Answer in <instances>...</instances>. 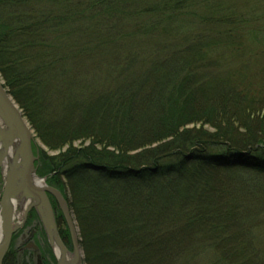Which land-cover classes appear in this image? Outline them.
I'll return each mask as SVG.
<instances>
[{
    "label": "trees",
    "instance_id": "1",
    "mask_svg": "<svg viewBox=\"0 0 264 264\" xmlns=\"http://www.w3.org/2000/svg\"><path fill=\"white\" fill-rule=\"evenodd\" d=\"M0 78L86 264H264V0H0Z\"/></svg>",
    "mask_w": 264,
    "mask_h": 264
},
{
    "label": "rangeland",
    "instance_id": "2",
    "mask_svg": "<svg viewBox=\"0 0 264 264\" xmlns=\"http://www.w3.org/2000/svg\"><path fill=\"white\" fill-rule=\"evenodd\" d=\"M258 125H259L258 131H260L261 133H264V126L260 128L262 123ZM193 127L197 128L198 125H188L186 128H193ZM203 128L209 129V127H203ZM33 134H34V131H33ZM85 144H87L86 141H74L72 143V146L78 147L80 145H85ZM65 148L61 149L60 151L49 150L34 135V140L32 143V152H33L34 157H36V159L33 162V168H34L33 174L36 175L37 178L39 179H44L43 183L45 186H51L53 188H56L55 186L47 184L46 176H39L37 174L36 163L39 161V155H40L39 149L43 151L46 155H55L61 151L63 152ZM214 181H216L217 184H222L221 185L222 187L263 184L264 183V171H259V170L251 171L249 169H242V168L228 170L227 172L221 171L216 174ZM3 184H4V180L0 177V197H1L2 189H3ZM47 196H48L51 209L53 212L57 235L59 236V239L61 240V242L66 244V246L68 247V248L65 247L67 251L70 253H74L75 251L73 248V242H72L66 221L63 217V214L56 200L49 194ZM64 200L67 204V207L69 209V212L71 214V217L73 219L74 226L76 229V235L78 239L77 243H78V246L81 252V264H86L83 259V251L79 244L80 231H79L78 222L74 215L75 213L73 209H71L68 206L67 200L65 198ZM20 211H21V207L19 206L16 209V212L19 213ZM23 214H24V211L22 212V215H21V223L19 224V227L12 235L9 248L4 255V258L9 251L13 250L12 254L14 253L15 256H10V258L8 259H12L14 264H57L58 259L57 257H55L53 253L51 242L49 241V238L46 234L45 224H43V221L39 215L38 210L32 207L27 212H25L24 215ZM32 214H34L35 217H32ZM59 214H61V216ZM17 220L18 219L15 217L14 224L18 223ZM27 244H33L34 246H38V249H33L32 247H26Z\"/></svg>",
    "mask_w": 264,
    "mask_h": 264
},
{
    "label": "water",
    "instance_id": "3",
    "mask_svg": "<svg viewBox=\"0 0 264 264\" xmlns=\"http://www.w3.org/2000/svg\"><path fill=\"white\" fill-rule=\"evenodd\" d=\"M0 113L6 120H8L10 117L14 119L19 130L20 140L23 144V154L27 157L24 169L11 173L3 184L0 197V229L2 232V240L0 241V264H2L4 255L9 248L12 235L19 227V225L13 223V213L8 206L13 200L19 197L24 199H32L35 193H38L39 189L33 186L30 182V173H34L33 162L36 159L32 152V143L34 140L33 130L31 129L18 104L13 100L11 95L8 93V90L4 87L1 78ZM5 137L6 134L0 131V143ZM14 154H17V150H15ZM41 180L44 181V179ZM48 194L56 200L69 229L74 251L79 254L81 259V252L77 243L78 239L76 235V229L63 195L56 188L45 186L40 190V194L38 196V198L40 197L41 200L40 206H42L44 210V218L40 213L39 215L43 221V224H45L46 234L49 238V241L51 242V238L53 237L58 246L64 251H67L59 239V236L57 235L53 212L47 196ZM33 208L38 210V206H34ZM57 264H62V262L58 260Z\"/></svg>",
    "mask_w": 264,
    "mask_h": 264
},
{
    "label": "bare ground",
    "instance_id": "4",
    "mask_svg": "<svg viewBox=\"0 0 264 264\" xmlns=\"http://www.w3.org/2000/svg\"><path fill=\"white\" fill-rule=\"evenodd\" d=\"M0 131L6 134V137L0 143V177L5 181L11 173L24 169L27 157L23 154V144L20 140L19 130L12 117L6 120L0 113ZM15 150H17L16 155L14 154ZM30 182L33 186L39 189L38 193L36 192L32 199L19 197L13 200L8 206L12 213L15 214L13 215V223L15 217L18 219L17 225L21 223L22 212L24 211L25 214V212L34 206H38L39 213L44 218V210L42 206H40L41 200L38 196L40 190L43 189L45 185L43 180L37 178L32 172L30 173ZM19 206L21 207V211L17 213L16 209ZM1 240L2 232L0 229V241ZM51 246L57 259L60 260L62 264H81V259L78 253L64 251L58 246L53 237L51 238Z\"/></svg>",
    "mask_w": 264,
    "mask_h": 264
},
{
    "label": "flooded vegetation",
    "instance_id": "5",
    "mask_svg": "<svg viewBox=\"0 0 264 264\" xmlns=\"http://www.w3.org/2000/svg\"><path fill=\"white\" fill-rule=\"evenodd\" d=\"M62 243H63V242H62ZM63 245H64V247L68 248V247L66 246V244L63 243ZM26 247H32L33 249H38V246H34L33 244H27ZM53 253H54V251H53ZM54 255H55V253H54ZM55 257H56V255H55Z\"/></svg>",
    "mask_w": 264,
    "mask_h": 264
}]
</instances>
